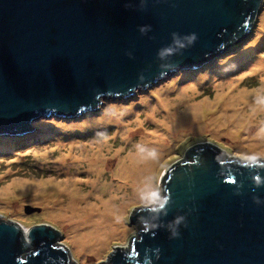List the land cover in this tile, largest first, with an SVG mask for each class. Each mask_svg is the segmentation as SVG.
<instances>
[{"label":"water","instance_id":"water-1","mask_svg":"<svg viewBox=\"0 0 264 264\" xmlns=\"http://www.w3.org/2000/svg\"><path fill=\"white\" fill-rule=\"evenodd\" d=\"M263 13L264 0H0V133L197 70ZM187 156L167 170L165 208H140L137 237L105 264H264V160L211 144ZM20 231L0 219V264H72L47 224L27 230L30 250Z\"/></svg>","mask_w":264,"mask_h":264},{"label":"rangeland","instance_id":"rangeland-1","mask_svg":"<svg viewBox=\"0 0 264 264\" xmlns=\"http://www.w3.org/2000/svg\"><path fill=\"white\" fill-rule=\"evenodd\" d=\"M223 62L230 71H221ZM259 62L264 63V13L242 39L226 45L197 70L177 71L127 97H103L98 108L76 116L38 118L31 131L15 137L0 133V219L27 229L47 224L58 233L55 243L67 248L72 264H105L116 247H127L137 237L139 221L131 218L141 205L130 187L115 190L116 183L108 187L102 182L115 179L112 174L117 147H122L123 155L134 149L140 134L168 137L153 119L146 117L152 108L157 118H163L166 107L172 119L181 120L176 121L177 125L184 124L183 131L167 139L159 159L148 160L152 164L145 171L146 179L154 178V186L160 187L162 196L167 170L188 160L191 146L211 144L231 158L264 160V136L257 135L264 123V109L254 103V96L264 89V69ZM117 109L125 110L123 128H118L114 120L102 123L107 116L116 118ZM93 122L97 125L84 128ZM127 127L131 135L123 140L122 132ZM84 146L96 151L98 160H104V175L91 172L97 166L89 165L92 151L84 150ZM93 179L95 184L90 182ZM44 187L62 191L57 198L60 204L45 202ZM95 197H101L108 217L116 216V230L96 247H86L81 231L75 228L76 219L66 221L69 213L58 209L66 208L76 198H81L78 206L99 204L100 199Z\"/></svg>","mask_w":264,"mask_h":264},{"label":"bare ground","instance_id":"bare-ground-1","mask_svg":"<svg viewBox=\"0 0 264 264\" xmlns=\"http://www.w3.org/2000/svg\"><path fill=\"white\" fill-rule=\"evenodd\" d=\"M258 65L263 66V69H264L263 62H259ZM159 107L163 108V106H159ZM116 111H117L116 118H111V116H107L102 123H105L106 120H114L113 122L116 123L118 128H123L125 125L122 124V121H123L122 114L125 112V110L117 109ZM162 111L166 114L165 117L163 118L156 117V112L154 108H152L150 112L146 114V117L148 119H153L156 123V127L159 130L162 129L164 133L167 134L168 137L163 138L161 135L143 133L139 135V140L136 142V144L143 143L147 147L156 148L158 153H161L162 151L166 149V146L168 143L167 139L175 136L177 131H183L182 128L184 127V124L177 125L176 121L177 120L181 121L179 118L177 117L173 119L171 118L172 115L169 113L168 108L164 107V110ZM93 125H97V124L94 123L89 126H84V128L90 127ZM122 135H123V140L129 139L131 132L128 129V127L125 128V130L122 132ZM121 148L122 147L119 146L117 147L115 151L117 158H116L115 169L112 174V176L115 177V179H110L109 181L105 180L104 182H102V184L106 186L108 185V187H111L113 186V183H116V185L114 184L116 186L115 190H118L122 188L123 186H128L132 189V192L135 193L132 195L134 196L137 194V189L141 187L143 183L145 182L146 173H147L145 171H147L148 168H151L152 163H150V161L149 162L142 161L137 155L135 147L133 150H130L128 153L123 154V155L121 154ZM85 149L87 151L93 150L92 148H89L88 150L86 146H84V150ZM101 151H102L101 149H98V152H101ZM96 154H97L96 151H92V154H91L92 157H90L88 160L90 166H93V165L95 167L97 166L96 169L92 170L91 172L95 173L97 176L104 175L103 171L105 168L101 166V163H103L104 160L102 158L98 160V157ZM98 155H100L101 157L102 156L105 157V154H98ZM67 174H71V173L68 172ZM90 182L91 184H95L96 179H93ZM7 191L10 192L9 189ZM43 192L44 193L42 194V198L43 199L45 198V202L47 204H51L52 206H57V204L60 202V200H57V198L63 195L61 190L55 191L53 188H47V187H44ZM94 199L95 200L100 199L99 204L93 203L92 205L88 204V205L78 206V204L81 201V198H76L70 201L66 208L63 207L61 209L60 208L58 209L62 211L63 213H66V214L69 213L65 218L66 221L70 222L72 219H76L75 220L76 222H74L75 228L78 227L77 230L81 231L79 233L80 238H81L82 243L86 247H96L97 245L101 244V242L105 241V237H110V234L115 233V230H116L113 228L114 226L113 223L116 225L115 223L116 216L108 217V213L103 211L102 204L104 203H102L101 197H99V199L98 197H95ZM20 226H21L20 232L22 234V238L24 242L26 243V246L29 247V245H31V242H29L27 238L28 229L22 225Z\"/></svg>","mask_w":264,"mask_h":264},{"label":"clouds","instance_id":"clouds-1","mask_svg":"<svg viewBox=\"0 0 264 264\" xmlns=\"http://www.w3.org/2000/svg\"><path fill=\"white\" fill-rule=\"evenodd\" d=\"M193 40H195V34H192V36L189 37V42ZM165 51L170 52L171 49H166ZM222 66L221 71L231 70L226 62H223ZM254 103L261 109H264V89L258 91L254 96ZM101 135H103V138L106 139L105 134ZM257 135L264 136V123H262L258 129ZM135 148L137 155L142 161H156L159 159V153L156 148L147 147L143 143H137ZM253 159H255V157H253ZM255 179L257 183H259V177H256ZM154 183L155 180L153 177L148 178L145 180L143 185L137 189V200L140 202L142 212L147 213V215L165 208L170 199V195L162 196L160 187L154 186ZM180 219L182 218H177L176 222L179 223ZM172 235L177 236L178 233L173 231Z\"/></svg>","mask_w":264,"mask_h":264},{"label":"trees","instance_id":"trees-1","mask_svg":"<svg viewBox=\"0 0 264 264\" xmlns=\"http://www.w3.org/2000/svg\"><path fill=\"white\" fill-rule=\"evenodd\" d=\"M15 137V136H14Z\"/></svg>","mask_w":264,"mask_h":264}]
</instances>
